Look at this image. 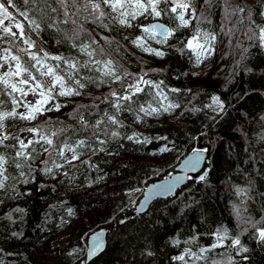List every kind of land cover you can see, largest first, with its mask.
I'll use <instances>...</instances> for the list:
<instances>
[{
  "label": "snow or ice",
  "instance_id": "6c2138e0",
  "mask_svg": "<svg viewBox=\"0 0 264 264\" xmlns=\"http://www.w3.org/2000/svg\"><path fill=\"white\" fill-rule=\"evenodd\" d=\"M214 17H219L220 30L228 35L246 25L242 35L247 44L237 42V66L251 55L249 48L264 53V0H0V220L22 224L29 197L44 189L53 194L44 211L45 222L58 219L57 227L70 232L75 222L62 210L73 216L68 200L106 181L101 164L108 163L107 157H121L130 145L143 148L154 141L163 142L161 158L179 153V144L171 138L173 129L188 137L190 151L182 168L193 175L187 179L197 187L207 183L208 169L201 163L206 149L192 147L196 137L184 125L200 120L218 127L227 120L233 101L241 99L239 95L224 99L232 92L228 78L219 85L227 92L217 89L209 94L205 86L204 78L210 77L206 62L216 55L220 35L204 25L211 26ZM185 56L187 66L180 65L176 84L162 78L167 65L153 66ZM243 67L251 72L257 65ZM260 87L264 89V83ZM241 91L242 99L264 94ZM205 97L210 102L205 103ZM260 119L264 121V112ZM258 155L264 160V151ZM150 159L155 160V154ZM122 166L127 168L128 163ZM93 172L95 179H89ZM152 174H157L155 168ZM244 175L246 182L230 189L235 196L230 209L235 230L216 221L215 228L206 230L210 242L200 244L201 225L190 223L183 241L178 236L166 241L178 253L169 257V264H252L250 253L256 248L264 252V182L258 186L247 169ZM260 175L264 167L256 173ZM136 179L142 182L139 176ZM183 179L168 174L146 190L128 184L126 193L140 191L144 205L153 194L172 192ZM186 187L177 189L181 197L177 207L185 209L193 202L184 196ZM257 202L258 218L249 212ZM153 207H144L141 219ZM200 219L207 223L205 216ZM245 233L247 242L242 240ZM101 235L91 233L88 254L101 247ZM24 237L11 229L2 234L8 245ZM84 254L76 246L68 251L69 258ZM142 254L152 256L151 251Z\"/></svg>",
  "mask_w": 264,
  "mask_h": 264
},
{
  "label": "trees",
  "instance_id": "16d2710c",
  "mask_svg": "<svg viewBox=\"0 0 264 264\" xmlns=\"http://www.w3.org/2000/svg\"><path fill=\"white\" fill-rule=\"evenodd\" d=\"M213 27L220 35L217 42L216 55L206 62V71L210 77L206 76V89L209 94L214 90L225 91L226 88H220L219 85L225 83L228 78V86L232 89L224 99L231 100L239 95L241 99L233 101L232 110L228 114L227 120L217 125L210 121L197 120L184 125V129L190 130V134L196 139L191 142L192 147H203L207 152V161L204 164L208 169V181L197 187L196 182L184 184L186 190L185 197L193 198L192 204L187 209L177 207L180 200V193L177 191L173 197L167 199H158L154 201V207L146 213L141 219V214L137 216H128L122 222L124 228L120 227L118 220L124 215L132 212L135 204L141 196L137 191L133 194L126 193V186L132 184L137 188L144 189L147 184L161 179L174 171L178 161L190 151L188 146V137L183 130L177 132L172 130L171 138L175 139L180 146L179 153L164 154L161 158L159 146L162 141H154L151 145H145L138 148L136 145H130L127 149L128 154H122L121 157H107L108 163H102V175H106V181L99 182L92 188L80 190L79 194L67 202V207L72 209L73 216L69 217L66 210L62 214L66 219L75 222L76 231L69 237L56 239L55 242H49L56 234L63 229L57 227L59 220H47L45 222L44 211L47 204L51 202L53 194L48 190L41 189L34 192L29 197L26 205V215L21 224L19 221L13 225L7 221L0 220V264H76L81 257H68V251L72 246L85 249L87 236L94 230L101 227H110L111 230L106 236L105 249L87 264H169V257L178 254L172 245L166 241L169 236H178L183 241L189 233L190 223L200 226L201 237L200 244L210 242V237L206 234L209 228H215L216 221H221L231 230H235V222L231 218V202L235 201L234 193L231 192L232 184L243 185L247 177L244 175L245 169L251 174L259 186L264 182V175L256 176L261 167H264V160L259 158V153L264 151V121H261V113L264 112V94L258 98L242 99L245 90L248 94L253 92L264 93L260 85L264 83L261 79L264 76V53L255 48H249L251 55L246 60L240 62L238 41L247 44V39L242 35L246 30V25L237 26L234 35H228L226 31L220 30L219 17L213 18ZM231 41V44L229 43ZM52 45V49H55ZM50 49V50H52ZM179 55V54H177ZM194 60V57H193ZM251 61V63H249ZM160 62V61H159ZM188 57L182 60L173 57L160 63L155 62L153 66H168V71L162 78L167 77L168 81L176 84L175 75L179 71L180 65L187 66ZM247 63L251 68L252 64L257 65L253 71H245L243 65ZM175 70V71H172ZM229 73H233L229 77ZM184 84L188 81L181 77ZM203 82V81H202ZM211 85L212 87H208ZM199 87V85H193ZM205 103L210 100L205 97ZM70 111L69 109L65 110ZM246 117V118H245ZM23 126V125H19ZM167 127V125H165ZM17 128L11 129L15 131ZM238 129H240L238 131ZM163 132V129H161ZM168 135V132H163ZM239 144V149L237 145ZM247 152V155L244 153ZM155 154V160L150 158ZM145 157L146 159H137ZM128 163V167L122 165ZM146 165L142 170L139 165ZM155 168L157 174L153 175ZM135 169V170H134ZM147 172V177L144 176ZM139 176L141 183H137ZM96 173H91L89 179H95ZM228 180L226 186L225 180ZM31 187V185H29ZM264 191V189H261ZM131 200V202H129ZM187 203V200H185ZM21 206H25L24 201H20ZM199 207H195V205ZM175 207V211H173ZM6 210V209H5ZM260 205L257 202L249 207V212L258 218ZM201 215L207 218V223L201 222ZM85 221L81 222V221ZM6 229L18 230L25 234V237L17 246L6 248L2 234ZM53 233H56L55 235ZM79 241L77 242V237ZM242 240L248 241V234L242 236ZM255 242H252L254 245ZM50 247V248H49ZM38 249L49 253L57 252L59 260L53 263L40 260L36 257ZM151 251L152 256L142 254ZM5 253H12L11 255ZM18 253V254H17ZM167 253V256L165 255ZM252 264H264V252L256 248L250 253Z\"/></svg>",
  "mask_w": 264,
  "mask_h": 264
},
{
  "label": "water",
  "instance_id": "95a60500",
  "mask_svg": "<svg viewBox=\"0 0 264 264\" xmlns=\"http://www.w3.org/2000/svg\"><path fill=\"white\" fill-rule=\"evenodd\" d=\"M207 155L204 156V154H202V158H201V163L204 165L207 161L206 159ZM184 157H182L178 163L176 164V166L174 167V171L172 173H170L173 177L176 176V175H182L184 177H186V179H183L181 180L180 182H178V184L175 186V188L173 189L172 192L170 193H167V194H153L149 200L147 201L146 204L142 205L140 203V201L143 200V196L141 195V197L138 199L137 203L135 204L132 212L128 215H124L121 219L118 220V224H121L122 222H124L128 216H137V215H140L143 211V208L144 207H147L148 204H152L155 200H158V199H167V198H170V197H173L175 195V193L177 192V189H180L182 186H184V184L187 182V178H190L193 173L191 170H185L182 168V160H183ZM199 171V169H198ZM166 177V176H165ZM165 177L161 178V179H158V180H155L153 182H150L149 184L146 185V187L144 188V190L147 189V187L151 184H154V183H159V182H163V180L165 179ZM113 226H110V227H101V228H98L96 230H94L93 232H99L101 233V237H100V243H101V247L97 250V252L95 253H92V254H88L87 253V247H88V244L91 240V233L87 236L86 238V241H85V249H84V252L85 254L83 255V258L81 260H79L76 264H87L90 260H92L93 258H95L96 256H98L104 249H105V245H106V236H107V233L108 231L111 230Z\"/></svg>",
  "mask_w": 264,
  "mask_h": 264
},
{
  "label": "rangeland",
  "instance_id": "374dc122",
  "mask_svg": "<svg viewBox=\"0 0 264 264\" xmlns=\"http://www.w3.org/2000/svg\"><path fill=\"white\" fill-rule=\"evenodd\" d=\"M157 63H160L159 61H156ZM133 67H135V65H133ZM66 110V109H65ZM18 129H16L15 131H17ZM14 131V132H15ZM21 135H24V136H27L28 134L27 133H22ZM81 222H84L85 221H81ZM76 231V225L72 228V230L70 232H66L64 230L60 231L58 234H56L49 242H55L56 239H62V238H66V237H69L71 236L72 234H74V232ZM5 246L6 248H12V247H15L17 246L16 244H11V245H8L5 243ZM50 248V247H49ZM36 257L40 260H43V261H48L50 263H53V262H56L59 260V257L57 255V252H52V253H49V251L47 252H44L43 250L41 249H38L36 251Z\"/></svg>",
  "mask_w": 264,
  "mask_h": 264
},
{
  "label": "bare ground",
  "instance_id": "6f19581e",
  "mask_svg": "<svg viewBox=\"0 0 264 264\" xmlns=\"http://www.w3.org/2000/svg\"><path fill=\"white\" fill-rule=\"evenodd\" d=\"M141 197V196H140ZM156 201V200H155ZM109 232V231H108Z\"/></svg>",
  "mask_w": 264,
  "mask_h": 264
}]
</instances>
